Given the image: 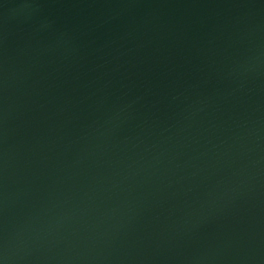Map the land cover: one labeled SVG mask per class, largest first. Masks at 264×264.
Segmentation results:
<instances>
[{
    "label": "water",
    "instance_id": "95a60500",
    "mask_svg": "<svg viewBox=\"0 0 264 264\" xmlns=\"http://www.w3.org/2000/svg\"><path fill=\"white\" fill-rule=\"evenodd\" d=\"M0 264H264V0H0Z\"/></svg>",
    "mask_w": 264,
    "mask_h": 264
}]
</instances>
